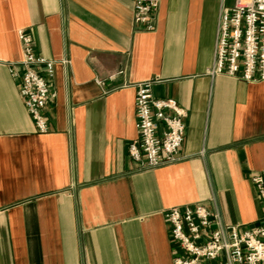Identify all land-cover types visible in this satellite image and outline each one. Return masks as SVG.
I'll list each match as a JSON object with an SVG mask.
<instances>
[{
  "label": "crops",
  "instance_id": "1",
  "mask_svg": "<svg viewBox=\"0 0 264 264\" xmlns=\"http://www.w3.org/2000/svg\"><path fill=\"white\" fill-rule=\"evenodd\" d=\"M232 3L160 0L144 31L133 0H0V264H173L171 206L261 220L249 175L264 169V80L209 73ZM19 29L54 61L45 133L19 93ZM146 80L187 117L179 159L140 169L128 144Z\"/></svg>",
  "mask_w": 264,
  "mask_h": 264
},
{
  "label": "built area",
  "instance_id": "2",
  "mask_svg": "<svg viewBox=\"0 0 264 264\" xmlns=\"http://www.w3.org/2000/svg\"><path fill=\"white\" fill-rule=\"evenodd\" d=\"M160 0H133V24L140 30L155 28ZM22 59L19 61V93L34 128L49 129L45 115L54 97L50 80L54 61L35 52L32 35L19 29ZM41 68V69H40ZM211 75L223 74L246 82L264 80V0H233L221 8ZM155 80L139 81L135 87L136 136L128 153L140 169L176 162L183 143L187 110L172 97H157ZM249 179L262 207L254 225L225 223L217 211L204 204L171 206L163 211L168 232L177 250L173 264H264V169Z\"/></svg>",
  "mask_w": 264,
  "mask_h": 264
}]
</instances>
